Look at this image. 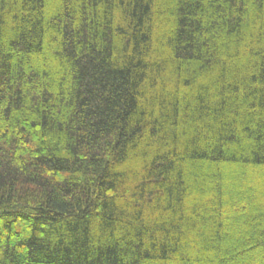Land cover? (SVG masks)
Masks as SVG:
<instances>
[{"label": "trees", "instance_id": "obj_1", "mask_svg": "<svg viewBox=\"0 0 264 264\" xmlns=\"http://www.w3.org/2000/svg\"><path fill=\"white\" fill-rule=\"evenodd\" d=\"M0 264H264V0H0Z\"/></svg>", "mask_w": 264, "mask_h": 264}]
</instances>
